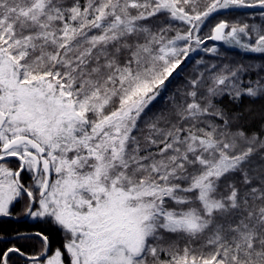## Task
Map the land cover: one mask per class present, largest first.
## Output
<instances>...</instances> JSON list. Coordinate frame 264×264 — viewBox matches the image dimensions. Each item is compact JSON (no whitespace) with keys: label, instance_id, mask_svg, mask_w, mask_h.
<instances>
[{"label":"snow or ice","instance_id":"obj_1","mask_svg":"<svg viewBox=\"0 0 264 264\" xmlns=\"http://www.w3.org/2000/svg\"><path fill=\"white\" fill-rule=\"evenodd\" d=\"M0 264H264V0H0Z\"/></svg>","mask_w":264,"mask_h":264},{"label":"trees","instance_id":"obj_2","mask_svg":"<svg viewBox=\"0 0 264 264\" xmlns=\"http://www.w3.org/2000/svg\"><path fill=\"white\" fill-rule=\"evenodd\" d=\"M214 22V21H213ZM207 28L204 29V32H207ZM213 43H216V42H209V46H211ZM193 55H196V54H193ZM200 55H204L203 53H201ZM193 71V67H192V64L190 63L188 65V67L185 69V72L182 74V77L183 75H187L188 73H191ZM178 82V81H177ZM226 103H227V100H226ZM249 100L248 98H244L239 104H236V105H230L231 107H236V108H239V109H244L246 107L249 106ZM254 107V109L258 110L260 108V102H257L255 105H252ZM259 126V121H257V127ZM57 245H59L61 243V239H60V236H59V232L57 233Z\"/></svg>","mask_w":264,"mask_h":264},{"label":"flooded vegetation","instance_id":"obj_3","mask_svg":"<svg viewBox=\"0 0 264 264\" xmlns=\"http://www.w3.org/2000/svg\"><path fill=\"white\" fill-rule=\"evenodd\" d=\"M17 207H19V205L17 206ZM20 227L21 228H28V229H32L33 227H35V228H40V227H42V225H39V224H33V222H28V223H25V224H21L20 225ZM59 232V236H60V239H61V243L60 244H62V241H63V237H62V234L60 233V231L58 230V229H56V228H52L51 229V231H50V236H51V239H52V241H53V249H55V247H57V246H59V245H57V233Z\"/></svg>","mask_w":264,"mask_h":264}]
</instances>
